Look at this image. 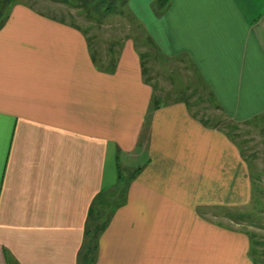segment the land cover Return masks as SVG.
I'll return each instance as SVG.
<instances>
[{"label": "crops", "instance_id": "crops-1", "mask_svg": "<svg viewBox=\"0 0 264 264\" xmlns=\"http://www.w3.org/2000/svg\"><path fill=\"white\" fill-rule=\"evenodd\" d=\"M122 5L133 24L104 60L20 0L0 14V264H254L243 148L161 103L145 51L190 70L217 117L264 128V0Z\"/></svg>", "mask_w": 264, "mask_h": 264}, {"label": "rangeland", "instance_id": "rangeland-1", "mask_svg": "<svg viewBox=\"0 0 264 264\" xmlns=\"http://www.w3.org/2000/svg\"><path fill=\"white\" fill-rule=\"evenodd\" d=\"M3 1L5 0H0V8ZM20 1L85 30L90 38L93 52L102 60L106 59L110 44L124 39L128 28L133 24L132 17L122 5L123 0L106 2L105 7L109 12L103 18L97 14L89 15L81 8L71 7L55 0ZM145 53L150 55L145 65L147 75L155 86L161 103L166 104L177 99L187 102L191 111L200 119L227 130L243 148L249 164L252 197L249 208L243 212L244 216L239 221L243 222L241 229L251 237L253 260L256 264H264V128H238L232 126L231 122L217 117L212 111L206 90L190 70L179 63H165L160 54L153 58L151 48Z\"/></svg>", "mask_w": 264, "mask_h": 264}, {"label": "trees", "instance_id": "trees-1", "mask_svg": "<svg viewBox=\"0 0 264 264\" xmlns=\"http://www.w3.org/2000/svg\"><path fill=\"white\" fill-rule=\"evenodd\" d=\"M55 1L59 3L67 4L71 7L81 8L83 12H86L89 15L97 14L99 15L100 18H103V16L105 17L109 12V9L105 7V3L108 2L109 0H55ZM3 2L4 3L0 8V14H2L3 11L7 9L11 3L10 0L9 1L5 0ZM156 107H159V105H157ZM254 264H256L255 260H254Z\"/></svg>", "mask_w": 264, "mask_h": 264}]
</instances>
